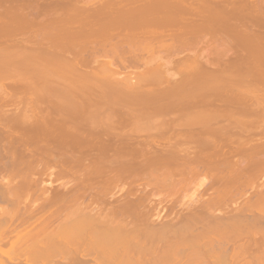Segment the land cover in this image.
I'll return each instance as SVG.
<instances>
[{"label":"bare ground","instance_id":"6f19581e","mask_svg":"<svg viewBox=\"0 0 264 264\" xmlns=\"http://www.w3.org/2000/svg\"><path fill=\"white\" fill-rule=\"evenodd\" d=\"M263 125L264 0H0V264H264Z\"/></svg>","mask_w":264,"mask_h":264},{"label":"rangeland","instance_id":"374dc122","mask_svg":"<svg viewBox=\"0 0 264 264\" xmlns=\"http://www.w3.org/2000/svg\"><path fill=\"white\" fill-rule=\"evenodd\" d=\"M238 49V48H237ZM190 51H192V49L191 48H184L183 50H182V52H181V54H186V53H189L190 54ZM200 51L201 52H205V46H203V48L201 49L200 48ZM232 51L234 52V53H236L237 52V50H236V47L235 48H233L232 49ZM161 54V53H160ZM163 54V53H162ZM161 54V55H162ZM13 81H14V79L12 78V77H10L9 79H6L5 80V83L4 84H6V88H5V90L6 91H8V92H14V94H15V96H27L28 95V91L27 90H25V89H20V90H14V89H12V88H10L11 86H12V84H13ZM11 110V109H10ZM12 111V110H11ZM11 113H13V112H11ZM8 123V125L11 123L10 121H8V120H5V123L4 124H7ZM7 126V125H6ZM261 127V128H260ZM260 127H253V130H252V137L255 139V140H257L259 137L261 138V137H264V125L263 126H260ZM256 130H255V129ZM0 130H3V128H1L0 127ZM236 133H235V135H234V137H237V136H239L240 135V132H238V131H235ZM254 135V136H253ZM259 138V139H260ZM3 139V140H2ZM11 139V140H10ZM10 141H11V143H10ZM18 142L17 141H15V139L12 141V137L11 138H9V137H6V136H4L3 138H0V145H3V144H5V145H16ZM31 142H29L28 144L29 145H31L30 144ZM234 143H236V142H234ZM22 144V143H21ZM20 143H18V145H21ZM27 144V145H28ZM185 145H192V144H190V143H187V144H185ZM221 146V145H220ZM234 146V147H233ZM236 146L237 145H230L229 147H232V148H236ZM225 147H227V149L229 148L228 146H225ZM231 149V148H230ZM236 150V149H235ZM232 151V150H231ZM238 152V151H237ZM237 152H234L235 154L237 153ZM237 155V154H236ZM219 158V157H218ZM11 159L10 158H7V157H4V158H2V157H0V162H8V163H10L11 161H10ZM217 160H219V159H217ZM220 160H222V158L220 159ZM216 161V162H220L221 163V161ZM219 163V164H220ZM1 165V164H0ZM1 169H0V179L1 178H4V179H6V178H9L11 175H9V173L7 172V170L6 169H4V170H2V168H4V167H2V165H1V167H0ZM55 168H59V167H55ZM203 173V172H202ZM202 173H200V174H198V177L196 176V178H194L193 179V181H192V183L193 184H189V186H187V187H185V188H182V189H180V191L176 194V195H170V196H168V198L169 199H173L174 201H176L175 203H176V205L177 206H175V207H177V208H174V209H180V205H182L184 202H187V203H190L191 201H193V199L195 198V197H198V196H209V194L210 195H213L214 194V191L212 190V189H214V188H212V186H210V184H209V187L211 188V189H209L208 188V190H207V185L205 186V188L203 187V188H197L196 186V184L197 183H200V181L203 179V178H207V176L210 174V172H207L206 171V173H207V175L204 173V174H202ZM39 174H41V173H39ZM38 174V176H41V175H39ZM43 175H42V177H43V179L45 180V182H49L50 180H52L51 178L52 177H50V175H48L49 174V172L48 173H42ZM70 177V178H68V177ZM67 176H62V177H54L53 176V186H55V187H57V186H60L62 183H64V182H66V181H68V179H72L71 178V176L70 175H67ZM206 176V177H205ZM256 176V179L258 178V176H257V174L255 175ZM255 176H254V178H255ZM260 176L262 177V178H259V179H262L261 181H263L264 180V175L263 174H261L260 173ZM259 176V177H260ZM246 177V176H245ZM18 178H20V177H18ZM65 178V179H64ZM208 178H209V176H208ZM246 179V178H245ZM256 179H254V180H256ZM259 179H257V181H253V182H256V183H258V182H260V181H258ZM196 183V184H195ZM210 183V182H209ZM262 183V182H261ZM194 185H196V186H194ZM244 186V185H243ZM243 186H241V187H243ZM50 187V186H49ZM196 187V188H195ZM245 187V186H244ZM197 189V190H196ZM245 190V193H244V190ZM241 188V192L243 193V195H242V193L240 192V195H238L239 193V190L238 191H234V192H237L236 194L238 195V196H240V197H242V198H244V197H246L247 198V196L249 197V196H252L254 193L253 192H255L256 193V191H257V189L255 190H253V188H249V186L248 187H245V188ZM199 190H201V191H199ZM216 191V190H215ZM158 191H156L155 193L156 194H159V192L157 193ZM170 194H175V193H173V191H168ZM168 192H167V190H164L163 191V193L162 194H164V193H166V195L168 194ZM211 193H213V194H211ZM249 193V194H248ZM204 194V195H203ZM165 195V194H164ZM195 195V196H194ZM237 195H236V197H237ZM242 195V196H241ZM245 195V196H244ZM161 196H163V195H161ZM167 197V196H166ZM235 197V199H237L236 201H238V202H233L234 200L232 199V200H229V202L231 203H229V202H226V203H228V208L226 207V205L223 207V209H222V207L221 208H218L215 212L217 213V214H222L223 213V211L224 212H226V211H228L229 210V212L231 211V209L233 210V209H236V208H238L237 206V204H235V203H239V201H240V198L239 197H237L236 198ZM239 198V199H238ZM241 198V200H243ZM175 199H177V200H175ZM5 200V201H4ZM180 200V201H179ZM9 202V201H8ZM242 202V201H241ZM168 203H172V202H164L163 204H164V206L166 207V205L167 206H169L168 205ZM187 203H185V204H187ZM230 204V205H229ZM235 204V205H234ZM179 205V206H178ZM0 207H10V209H11V207L13 208L14 207V205L12 204V203H10L9 202V204L6 202V198L4 199V198H0ZM179 207V208H178ZM226 207V208H225ZM6 208V209H7ZM9 210V209H8ZM226 210V211H225ZM170 212V209H169V211H167V213H169ZM232 212V211H231ZM249 214H251L252 215V213H249ZM36 220L37 218L36 217H33V218H31L30 220ZM32 220V221H33ZM190 221V220H189ZM193 222V221H192ZM190 223H191V221H190ZM191 225H194V222H193V224H191ZM9 245H3V247H5V248H9L8 247ZM11 253V252H10ZM13 253V255H14V252H12ZM12 253H11V255H12ZM243 258V256H239V259L240 258ZM245 257V256H244ZM4 258L5 259H8V256H4ZM57 259L59 258V257H56ZM56 258H50V259H56ZM6 262H8L9 263V260L8 261H6ZM54 262V261H53ZM112 262H114V261H112ZM112 262H109L110 264L112 263ZM21 263V262H20ZM20 263H13V264H20ZM23 263V262H22ZM21 263V264H22ZM26 263V262H25ZM41 262H37V264H40ZM109 263H107V264H109ZM119 263H121L122 264V262H119ZM126 264H128V262H125ZM124 262H123V264H125ZM112 264H117L116 262H114V263H112Z\"/></svg>","mask_w":264,"mask_h":264}]
</instances>
